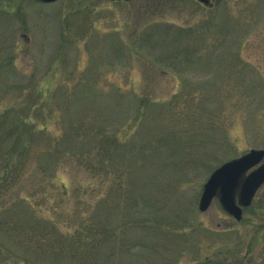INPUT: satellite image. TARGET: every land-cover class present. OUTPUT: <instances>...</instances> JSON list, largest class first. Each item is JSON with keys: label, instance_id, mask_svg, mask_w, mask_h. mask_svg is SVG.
<instances>
[{"label": "rangeland", "instance_id": "rangeland-1", "mask_svg": "<svg viewBox=\"0 0 264 264\" xmlns=\"http://www.w3.org/2000/svg\"><path fill=\"white\" fill-rule=\"evenodd\" d=\"M264 149V0H0V264H264L215 168Z\"/></svg>", "mask_w": 264, "mask_h": 264}, {"label": "water", "instance_id": "water-1", "mask_svg": "<svg viewBox=\"0 0 264 264\" xmlns=\"http://www.w3.org/2000/svg\"><path fill=\"white\" fill-rule=\"evenodd\" d=\"M55 2L58 0H39ZM130 1V0H110ZM207 4L209 0H199ZM264 159V150H251L245 155L227 161L217 168L204 184L199 209L205 212L217 198L222 208L237 220L242 219V208L251 205L258 189L264 184V164L249 175L245 174Z\"/></svg>", "mask_w": 264, "mask_h": 264}, {"label": "flooded vegetation", "instance_id": "flooded-vegetation-1", "mask_svg": "<svg viewBox=\"0 0 264 264\" xmlns=\"http://www.w3.org/2000/svg\"><path fill=\"white\" fill-rule=\"evenodd\" d=\"M226 0H209V2L206 4L207 7H217L220 6L221 3H223ZM202 6H205L204 4L201 3ZM264 163V160L261 162V164ZM248 208L243 209V219H244V215L246 214V210Z\"/></svg>", "mask_w": 264, "mask_h": 264}]
</instances>
